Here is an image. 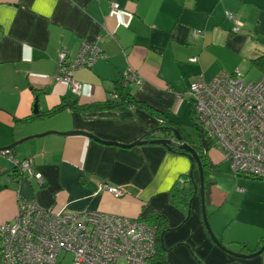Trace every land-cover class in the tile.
<instances>
[{"label": "crops", "instance_id": "0c3cea01", "mask_svg": "<svg viewBox=\"0 0 264 264\" xmlns=\"http://www.w3.org/2000/svg\"><path fill=\"white\" fill-rule=\"evenodd\" d=\"M112 3L119 5L117 12ZM227 13L241 24L238 32ZM83 43L106 58L73 70L72 79L82 86L77 96L54 77L59 53L74 59ZM262 56L264 0H0V148L23 140L9 156L31 160L41 176V182L27 176L15 182L16 169L0 156V225L13 223L18 196L55 211L97 210L131 219L158 213L169 228L163 244L170 264H198L193 255L202 264L238 259L212 242L199 195L189 209L171 198L175 182L189 175L187 156L159 144L122 146L148 133H153L149 140L162 139L166 134L160 128L185 129L186 112L192 122L187 92L193 81L210 82L224 72L255 82L264 75V65L253 61ZM193 57L196 61H190ZM128 70L140 83L124 84L123 90L143 106H122L115 91ZM69 101L104 108L75 110ZM61 103V110L47 115ZM72 131L99 142L66 134ZM191 135L197 143L195 132ZM210 147L214 150L205 154L213 168L207 180L213 185L205 204L215 211L232 203L241 181L233 171L221 170L227 162L217 146ZM192 178L199 190L197 169ZM100 184L124 195L114 198L99 190ZM222 224L213 221V232L219 226L238 230L218 237L226 247L254 248L264 235V221L252 224L259 230L249 238L240 237L243 224Z\"/></svg>", "mask_w": 264, "mask_h": 264}, {"label": "built area", "instance_id": "2783aa9c", "mask_svg": "<svg viewBox=\"0 0 264 264\" xmlns=\"http://www.w3.org/2000/svg\"><path fill=\"white\" fill-rule=\"evenodd\" d=\"M117 12L119 5L111 4ZM238 32L241 24L227 13ZM106 55L94 46L82 44L80 53L69 59L58 55L55 82L71 88L80 96L82 86L72 79L74 69L90 67ZM190 61H196L191 58ZM123 78L138 85L139 76L128 70ZM195 123L205 138L222 152V159L234 173L246 174L264 181V75L255 82L239 73H220L210 82L202 78L188 89ZM4 152L16 169L15 182L27 176L41 182L34 173L32 161H15ZM20 176V177H19ZM99 190L120 198L124 192L107 184ZM55 211L35 200L18 196V213L12 224L0 226V264H62L66 255L70 264H150L155 255L156 230L142 218H126L97 210Z\"/></svg>", "mask_w": 264, "mask_h": 264}, {"label": "trees", "instance_id": "16d2710c", "mask_svg": "<svg viewBox=\"0 0 264 264\" xmlns=\"http://www.w3.org/2000/svg\"><path fill=\"white\" fill-rule=\"evenodd\" d=\"M253 62L259 66H261V65L263 66L264 65V56L255 59ZM127 83H129V82L125 78H121L120 81L115 86V91L118 93V97L120 99L121 105L122 106H129L132 104L135 106H143L142 103L135 101L133 97H131L128 93L124 92L123 85L127 84ZM62 103H65L64 99L62 100ZM62 103L57 105V107L55 109H53L52 111H50L47 115H51L54 112L61 110L64 107V105ZM67 105H69L72 109H75V110H77V109H79V110H99V109L104 108V106H102V105H95V104L81 107V106H78L77 101H74V102L69 101ZM190 113H191V120H192V128H194V130L196 132V137L198 139V142L196 143L195 146L193 145L194 142H193L191 136L188 133H186L185 129H182L181 127H178V128L164 127L165 128L164 131H161V129H159V131L170 136L171 133H169V132L171 130H173L174 132H177L178 136L181 137L182 142L193 147L195 149V151H197V148L199 151H201V150L204 151V149L201 146L202 143L200 140V133L204 137L206 136V134L202 130H200V128L195 123L194 110H193L192 103H191ZM177 126H178V124H177ZM152 134L153 133H148L145 136V138H143V139L144 140L145 139H147V140L151 139ZM172 137L174 138L173 134H172ZM206 142H207L206 150H208V148H210L211 144H212V146H214L213 143L211 142V140L208 142L206 139ZM172 149H173V153L178 154V155H184L183 152L176 149V147H172ZM200 155H199L200 156V162L202 164L203 177H204V197H205V201L207 202L209 189L213 185V182L208 181L207 178L209 177V172H210L209 170H210V168H213V166L211 165V162L209 161V159L205 153L202 152V153H200ZM13 168L15 169L14 166H13ZM194 169H196V166L194 167ZM234 174L236 176H240L243 178L261 180L259 178L253 177V176H247L246 174H239V173H234ZM18 175L19 174H17L16 176L18 177ZM182 179H183L182 183L180 182L181 180H179V179L177 180V182H175V184L171 188L170 194H171V198L173 199V202L176 201V203L179 206L189 209V207H191V203H192L193 199L195 198L196 191L198 190V188H197L196 183L193 180V178H191L189 175L182 177ZM261 181H263V180H261ZM142 221H144L146 224L154 227L156 230V236H155V241H154L155 255L152 258V260H150V264H170L169 260L167 259V253H168L169 249L165 248L163 241L161 240V237H163L164 234L169 230L168 226L166 225L165 218L161 214L152 213L149 216L142 218ZM263 244H264V235L262 236V238L260 239V241L258 242V244L254 248H249L250 250L248 251V254H252V253L257 252ZM243 247H245V246L243 245ZM193 258L196 260V262L198 264H202V262L199 260L198 257L193 255ZM250 261H253V262L255 261L256 264H264V253H262L260 256L255 257L253 259H246V260L235 259L234 261L228 262L226 264H248L247 262H250Z\"/></svg>", "mask_w": 264, "mask_h": 264}, {"label": "rangeland", "instance_id": "374dc122", "mask_svg": "<svg viewBox=\"0 0 264 264\" xmlns=\"http://www.w3.org/2000/svg\"><path fill=\"white\" fill-rule=\"evenodd\" d=\"M187 119L188 121L186 124H184V128L186 133L192 134V131L195 132L194 128L192 129V122L188 118V112L184 114V120ZM196 134V132H195ZM210 150H214V147H210ZM9 163V161L7 159ZM221 170L223 172H232L230 166L228 163H224L222 165ZM233 173V172H232ZM239 177V180L241 181V186L237 187L235 189V195L232 200V203L229 205H223L221 209L212 210V208H206L207 212V222L211 228V223L215 221L216 223H223L222 225L226 223H230L232 226L234 222L236 221L240 225L239 234L240 237L244 236V238L254 237V235L259 230L258 227L252 226L253 223L257 222L261 224V222L264 221V193L262 190H264V181L257 180V179H248ZM241 178V179H240ZM183 179H181L182 183ZM244 181H247V183H244ZM234 201V202H233ZM17 213H18V207H17ZM16 213V215H17ZM16 217V216H15ZM1 226V225H0ZM242 229H245L244 233ZM223 227L219 226L215 232H213V229L211 228V231L217 240L220 235H223L224 237L229 236L231 233H236L238 230L233 228H227L225 230ZM253 239H249V241H252ZM220 241V240H218ZM221 242V241H220ZM255 243L250 242V246H254ZM226 247V246H225ZM229 251H233L235 254H242V255H250L248 254V251L250 250L248 247H243L242 245L235 246V247H226ZM253 254V253H252ZM71 263V256L66 255L62 264H70ZM176 264H180L179 262H176Z\"/></svg>", "mask_w": 264, "mask_h": 264}, {"label": "water", "instance_id": "95a60500", "mask_svg": "<svg viewBox=\"0 0 264 264\" xmlns=\"http://www.w3.org/2000/svg\"><path fill=\"white\" fill-rule=\"evenodd\" d=\"M35 107H36V104H35ZM34 113H37V110L34 109ZM160 129H161V131H164L165 128H160ZM169 133L173 134V136H174L173 139H171L169 135H166L162 139L140 140V141L135 142L134 144L125 145L122 147H132V146L143 145V144H159V145L167 148V150H169L170 152H173L172 147H176V149L183 152V154L189 158V160L191 161V164H192L191 169L189 171V176L192 178L193 170H194L195 166H196L197 172L199 174V190H197L196 193L198 192V194L200 196L201 216H202L203 224H204L206 231H207L209 237L211 238L212 242L217 247H219L222 251H224L225 253H227L233 257H236L238 259H242V260L253 259L255 257L260 256L262 253H264V244H263L260 247V249L253 254H250V255L235 254V253L230 252L225 246H223L217 240V238L214 237V235L211 231V228L207 222V217H206L207 213H206V204H205V199H204V177H203V168H202V164L200 162V157L193 147H191L188 144L181 141V137L177 135V132H174L173 130H171ZM66 134L67 135H86V136L92 138L93 140L99 142V139H97L96 137H94L93 135H91L89 133H84L83 131H72V132H68ZM189 135L191 136V138H193V136L191 134H189ZM200 140L202 143L201 146L205 150L207 142H206V138L201 133H200ZM21 141H23V140H21ZM21 141H19L17 143H21ZM17 143L12 144L10 146H7L5 148H0V156H2V154L4 152L12 153L11 150L17 145ZM107 144H110V143H107ZM161 240L163 241V237H161Z\"/></svg>", "mask_w": 264, "mask_h": 264}, {"label": "flooded vegetation", "instance_id": "af4514ba", "mask_svg": "<svg viewBox=\"0 0 264 264\" xmlns=\"http://www.w3.org/2000/svg\"><path fill=\"white\" fill-rule=\"evenodd\" d=\"M171 139H173V137H172ZM193 145L195 146L196 143H193ZM196 152L198 153V155H200V153H202V152L205 153V150H204V151H202V150L199 151L198 148H197V151H196ZM200 156H201V155H200ZM200 156H199V157H200ZM211 170H213V169H211ZM197 195H199L198 192L196 193L195 197H196Z\"/></svg>", "mask_w": 264, "mask_h": 264}]
</instances>
